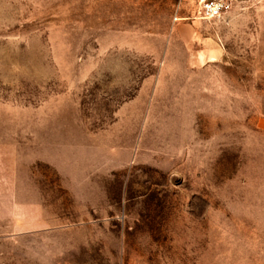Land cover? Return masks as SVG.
<instances>
[{
    "label": "rangeland",
    "instance_id": "obj_1",
    "mask_svg": "<svg viewBox=\"0 0 264 264\" xmlns=\"http://www.w3.org/2000/svg\"><path fill=\"white\" fill-rule=\"evenodd\" d=\"M229 1L0 0V264H264V0ZM180 37L224 50L193 83Z\"/></svg>",
    "mask_w": 264,
    "mask_h": 264
},
{
    "label": "crops",
    "instance_id": "obj_2",
    "mask_svg": "<svg viewBox=\"0 0 264 264\" xmlns=\"http://www.w3.org/2000/svg\"><path fill=\"white\" fill-rule=\"evenodd\" d=\"M180 38L181 41L186 45L188 44V46L189 44H193V41L186 39V37ZM189 47L191 50L184 60L183 76L186 82L193 83L195 81L194 77L210 71L213 61L221 58L224 50L220 45L216 44V42H212V40L208 38H205L204 41H202V46L197 49L192 48V46Z\"/></svg>",
    "mask_w": 264,
    "mask_h": 264
},
{
    "label": "built area",
    "instance_id": "obj_3",
    "mask_svg": "<svg viewBox=\"0 0 264 264\" xmlns=\"http://www.w3.org/2000/svg\"><path fill=\"white\" fill-rule=\"evenodd\" d=\"M230 7L229 0H199L198 14L207 19L219 17Z\"/></svg>",
    "mask_w": 264,
    "mask_h": 264
}]
</instances>
